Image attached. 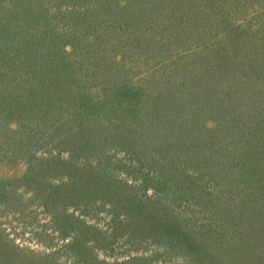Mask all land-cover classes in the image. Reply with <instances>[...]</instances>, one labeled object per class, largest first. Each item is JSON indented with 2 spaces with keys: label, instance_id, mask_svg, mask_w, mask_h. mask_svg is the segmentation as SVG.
<instances>
[{
  "label": "rangeland",
  "instance_id": "374dc122",
  "mask_svg": "<svg viewBox=\"0 0 264 264\" xmlns=\"http://www.w3.org/2000/svg\"><path fill=\"white\" fill-rule=\"evenodd\" d=\"M0 264H264V0H0Z\"/></svg>",
  "mask_w": 264,
  "mask_h": 264
},
{
  "label": "trees",
  "instance_id": "16d2710c",
  "mask_svg": "<svg viewBox=\"0 0 264 264\" xmlns=\"http://www.w3.org/2000/svg\"><path fill=\"white\" fill-rule=\"evenodd\" d=\"M119 7H120V5H119ZM133 8H136V6H133ZM133 11V10H132ZM127 16H131L130 15V13H129V15H127ZM115 21V20H114ZM116 22V21H115ZM109 27V26H108ZM111 30H112V26H111ZM115 30H117V29H115ZM111 32V31H110Z\"/></svg>",
  "mask_w": 264,
  "mask_h": 264
}]
</instances>
